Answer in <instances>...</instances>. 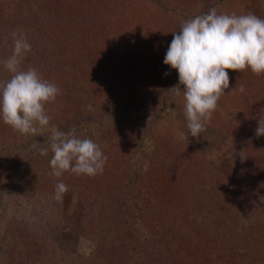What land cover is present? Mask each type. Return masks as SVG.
I'll return each instance as SVG.
<instances>
[{"label":"rangeland","instance_id":"374dc122","mask_svg":"<svg viewBox=\"0 0 264 264\" xmlns=\"http://www.w3.org/2000/svg\"><path fill=\"white\" fill-rule=\"evenodd\" d=\"M19 1L0 0L9 19L36 15L13 7ZM128 2L137 16L121 10L132 21L121 25L125 50L114 48L108 54L105 47H88L90 39L82 29L89 19L86 7L68 3L66 9L59 8L58 18L69 35H81L82 69L66 66L65 71H76L71 86L63 89L54 83L60 92L45 105L50 123L41 134H21L0 118V264H166L167 257L170 264H205L207 249L219 254L222 241L237 249L233 252L238 264H264V255L254 260L244 251L247 237L257 248L264 246V228L256 221L260 216L264 223V135L255 132L264 117V74L227 70L229 87L211 121L198 137L188 135L183 92L177 97L169 90L179 84L178 71L163 61L173 32H179L199 6L217 9L219 0H111V11ZM218 8V14L251 12L264 19V0H225ZM13 31L33 45L34 30L20 22ZM132 33L142 36L134 41L128 37ZM62 40L58 46L66 42ZM1 42L0 61L12 54L13 46L11 37ZM51 52L43 62H50L46 58ZM29 54L21 67L41 74L42 66ZM61 55L59 49L53 57ZM10 75L0 64V80ZM240 84L243 92L234 90ZM53 129L74 131L78 138L98 144L107 157L102 174L80 177L69 171L51 176L53 153L41 155L39 149L48 148ZM176 167L174 179L160 175ZM60 181L68 191L57 201ZM139 187L151 189L173 219V229L161 241L170 251L163 249L160 256L145 254L149 242L142 245L134 235L127 236L128 244L122 247L130 227L135 231L147 212L130 201ZM119 194L129 198L130 215L125 225L117 226L110 205ZM101 247L104 256L96 258ZM220 259L216 256L218 264Z\"/></svg>","mask_w":264,"mask_h":264},{"label":"clouds","instance_id":"9594fccd","mask_svg":"<svg viewBox=\"0 0 264 264\" xmlns=\"http://www.w3.org/2000/svg\"><path fill=\"white\" fill-rule=\"evenodd\" d=\"M10 36L12 54L0 61L11 74L9 79L0 80V118L21 134L36 136L48 128L50 117L45 105L56 100L60 89L42 79L35 68L21 67L31 44L22 33L13 31ZM163 63L178 71L179 84L169 90L177 97L183 92L188 135L198 137L229 87L227 70L250 69L257 76L264 74V19L251 12L218 14L212 7L185 20L179 32H173ZM234 90L243 92L244 85ZM255 132L264 135V117L258 119ZM49 150L53 153L49 174L57 178L69 171L76 175L102 174L107 161L98 144L87 137L78 138L74 131L53 129L48 148L39 149L41 155ZM67 191L68 186L60 181L54 199L61 200Z\"/></svg>","mask_w":264,"mask_h":264},{"label":"trees","instance_id":"16d2710c","mask_svg":"<svg viewBox=\"0 0 264 264\" xmlns=\"http://www.w3.org/2000/svg\"><path fill=\"white\" fill-rule=\"evenodd\" d=\"M224 1L225 0H219V3L216 6L217 10L219 9L218 5L220 6V3L222 4V2ZM68 3L69 6L72 7L82 5L83 7H86V9H88L87 14L89 19L88 21L85 20V22H82V29L85 33L83 34V36L86 35L90 39V42H88V47L97 50H99V48L105 47L103 48L104 54H108L109 52L113 53L114 48L117 50H125V43H121L124 42V40L127 38H123L124 34H122V32H125L124 29H122L121 25L128 24L132 21L131 19H128V17L124 18V16H122L121 14V10L126 14L134 16V18L135 16H137V9L134 8V4H129L130 2L127 3L128 6L126 7L122 8L121 6L119 7V9L111 11V0H22L13 7L17 6L20 10L29 9L32 12H36V15L23 21L22 19L20 20L21 16H18L19 20H16V18H14L13 21L8 18L4 7L0 5V43H2L1 41H9L11 37L9 35L10 31L15 27L16 24H20V22H22L23 28L28 29L29 31L34 30V32L36 33V37L33 45L31 46V51H29L28 54L32 52L33 55L29 54V56L31 58L34 57V59L38 61L37 66H42L43 71L40 74L42 79L47 80L48 82L53 84L55 82H58L63 89L66 88L67 85H72L73 80H71L70 77H75V72L82 69V59H84L81 56V50L84 49L83 43L80 42L81 35H79L78 32H73V34H71L70 36L69 29H67L65 25L60 22L61 18H58L59 8L61 10L66 9ZM201 6L198 7L200 11L198 13H195V16L207 13L212 7H215L205 6L204 8H202L203 6ZM130 10L131 12L129 13ZM74 13L75 15H77L76 12ZM114 16H116V19H114ZM51 35L55 36V40L52 39L54 40L53 42H51L50 40ZM140 35L141 34L132 33V36L128 37L132 38L135 41V37L139 40ZM6 37L7 40L5 39ZM62 39L66 42L61 44V46H58L59 42L61 43ZM57 47L59 48L57 49ZM51 49V54H49L46 58H49L50 62H43L44 55L48 54ZM59 49L61 50L62 55L59 58L53 57L58 53ZM66 66L68 67L67 69H73L76 71L72 70L73 72L69 73L65 71ZM177 168L178 167L172 168L173 170L170 169L166 172H162L160 173V175H162L163 177L166 176L167 178L170 176L171 179H174L179 174V171L177 172ZM151 174L152 173H149L150 177ZM79 176L82 177V175ZM148 190H144L139 187L136 191L137 195L134 198L130 199L131 203H134L136 207L137 205L139 206L137 207L138 209H142L143 211L145 210L147 212L145 213V218L139 221V224L141 222L143 223L137 225V229H134L135 231H133V228L130 227V234L126 235L125 238L121 240L123 241L122 247L124 248L128 244L127 241H129V238L127 236L134 235L136 237L135 240L137 239L139 242H143L142 245H145V242H149L147 243L148 246L145 249V254L147 253L148 255L149 253L150 256H153V254L154 256H160L162 255V250L166 249V246H164L161 241L166 238L167 232L170 229H173L174 224L171 223L173 219L170 220V218H168V214L166 213L168 212V210L164 211L165 207H162L163 204H160L162 203L161 200L157 199L155 194L151 192V189ZM101 195L106 197V195L103 193H101ZM114 198V202H112V204L110 205L111 209L113 208L112 214L110 213L112 223L114 222L113 224H117V226L121 224L125 225L126 221L124 220L126 218V215H130V213H128V210L130 208L126 206L129 204L126 199L129 198L127 196H120V194ZM195 203L196 201L193 202V204ZM167 207L171 208V206ZM159 208H162V210H159ZM204 208L203 211H205ZM171 217L173 216L171 215ZM256 221L262 223V227L264 228V223L261 222L260 216H258ZM256 221L254 222L255 224ZM138 235H141V238ZM249 239L250 238L247 237V244L244 247L245 256H250L254 260H257L259 259L258 255H264V246H262V249L259 247L257 248V246L254 245L255 243L253 241L249 243ZM223 243L224 241H222L219 245L222 247V249L218 247L219 251L217 252L219 254L217 255L214 249H207L206 255L203 256L205 264H218L216 256H218V258H221L219 262L220 264H238L235 258L236 252H233L237 249L232 244L224 245ZM97 246L99 247V245ZM102 248L103 247L100 248L101 250H98L99 252L97 253L99 256L97 255L96 258L104 256ZM166 250L167 252L170 251L169 249ZM5 251L8 252V249ZM173 257L174 256H171L172 260ZM165 263H171L170 257L166 258ZM142 264L146 263L142 262Z\"/></svg>","mask_w":264,"mask_h":264}]
</instances>
